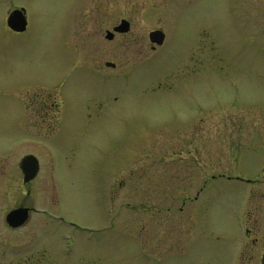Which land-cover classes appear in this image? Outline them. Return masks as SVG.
<instances>
[{
  "label": "rangeland",
  "instance_id": "374dc122",
  "mask_svg": "<svg viewBox=\"0 0 264 264\" xmlns=\"http://www.w3.org/2000/svg\"><path fill=\"white\" fill-rule=\"evenodd\" d=\"M83 1L0 0V264H225V242L200 240L188 213L204 232L211 223L226 235L241 185L210 170L250 177L264 153L252 139L264 118V0H113L137 37L122 46L120 76L74 72L63 87L66 121L30 142L23 98L61 81ZM11 8L25 11V34L4 28ZM155 30L165 41L151 52ZM179 71L197 79L180 82ZM195 104L198 155L179 137L192 134ZM228 123H249L239 143L223 140ZM29 153L40 165L31 189L17 171ZM20 205L36 214L12 230L5 216Z\"/></svg>",
  "mask_w": 264,
  "mask_h": 264
},
{
  "label": "flooded vegetation",
  "instance_id": "af4514ba",
  "mask_svg": "<svg viewBox=\"0 0 264 264\" xmlns=\"http://www.w3.org/2000/svg\"><path fill=\"white\" fill-rule=\"evenodd\" d=\"M112 2L114 1L84 0L81 7H76V13L72 16L73 23L68 29V39L65 41L66 54L63 58L65 73H63L64 75L61 78V81L58 85L56 84L51 88V92L44 89L29 92L26 91L29 97L24 96L23 98V109L21 110L22 112L20 111V120H23V127L27 130L28 127L35 129V131L28 130V140L30 142L35 143V141H38L37 138L45 132L46 127L59 126L63 121H66L65 115L67 113L66 106L68 103L64 96L63 87L65 86L68 77L74 72H79L81 75H84V69H86L87 73H89V70H92V72L102 73L101 75L120 76L118 69H121L120 61L122 57V46H125V48H132L135 44L134 42L137 41V37L132 32L134 30V25L130 17H122L120 6H111ZM17 10L20 9L11 8L7 10L3 19V26L10 34H25L29 29L26 13L24 14L26 26L22 32H14L7 26L9 15ZM122 23H126L127 25L126 31L124 32L121 31ZM156 49L157 48L154 49V47L150 45L151 52H154ZM175 77L180 82L184 79L185 81H195L197 79V74H192L187 71H179ZM168 90L172 91L170 87H168ZM195 106L197 107L194 111L195 120L192 125L186 126L189 130V127H194L191 131L192 134L190 136H186L185 133L181 134L184 131L183 128L179 131V137H187V142L193 143V150L195 154L198 155L200 154L202 147L201 135L198 132L199 129L195 126L201 121L202 107L200 108V104H195ZM230 109L232 108L225 109L227 111L226 113H228ZM227 120L231 119L228 118ZM248 125L249 123L242 125L235 124L234 127L232 123H228L226 127L229 134L224 135L223 140L233 142L232 138H236L237 140L235 142L239 143L243 136L240 135L241 129L245 127L248 131ZM256 126L259 134H254L252 136V139L255 138L253 139V144L257 142L258 145L262 147L261 150H263L264 118L259 119ZM234 128L237 136L231 134ZM247 137L249 138V136ZM210 138L213 143L217 142V137ZM236 146L237 145H235V147ZM235 147H233V151H237ZM151 151H153L152 148ZM26 156H31L37 159L33 153H29L24 157ZM148 157V159H154L151 154ZM256 160L258 165L254 168L255 170L252 171L253 173L250 177H229L224 176V174H219V171L217 173L219 175L215 177L212 176L215 170H210L212 179L235 181V183L241 185L242 196L241 199L231 207V219L229 218L230 227L226 235L223 233L222 237H219V234H222V232L217 230L215 225L213 228L211 223L208 226L209 233L204 232L207 229L206 222L197 221L198 216L195 212L193 217L191 216V212L188 213L190 214L191 219H194L192 222V228L195 229L198 227L202 231H200L199 234L200 240H202V237L209 236V238L215 240L222 239L225 242V245L220 247L221 250L227 252V260L225 264H264V153L260 159L258 158ZM38 166L39 169L37 176L27 184H23V173L25 171L29 172V170H17L24 188L28 187L31 189V184L35 182L40 173L39 161ZM200 178L202 182V175ZM116 179L111 186L115 192L114 195L117 194V186L119 188L122 186L121 182H118V184L116 183ZM26 194L29 196L30 191H26ZM110 199L112 200L111 197ZM113 200H115V198ZM19 208L29 209V218L31 214L36 212L32 207L25 205H20ZM183 212L185 211H182L181 213ZM29 218L27 222L29 221ZM27 222L25 224H27ZM192 230H189V233H191ZM181 234L183 236L182 239H184L186 230L182 231ZM205 234H207V236Z\"/></svg>",
  "mask_w": 264,
  "mask_h": 264
},
{
  "label": "water",
  "instance_id": "95a60500",
  "mask_svg": "<svg viewBox=\"0 0 264 264\" xmlns=\"http://www.w3.org/2000/svg\"><path fill=\"white\" fill-rule=\"evenodd\" d=\"M24 18L20 13H13L8 19V26L13 31L21 32L24 29ZM126 23H122L121 31H126ZM149 40L152 44L161 46L164 40V35L160 31H154L149 34ZM21 170H29L24 172V183L32 180L37 173V162L35 159L26 157L21 161ZM29 210L26 208H19L9 212L6 215L5 222L11 228L21 227L28 218Z\"/></svg>",
  "mask_w": 264,
  "mask_h": 264
}]
</instances>
